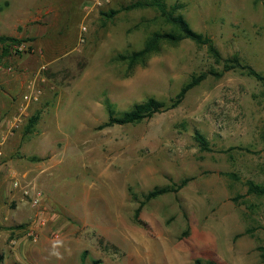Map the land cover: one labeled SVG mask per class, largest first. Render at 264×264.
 <instances>
[{
  "label": "rangeland",
  "instance_id": "obj_1",
  "mask_svg": "<svg viewBox=\"0 0 264 264\" xmlns=\"http://www.w3.org/2000/svg\"><path fill=\"white\" fill-rule=\"evenodd\" d=\"M137 2L151 0H0V36L21 41L8 53L0 44V81L19 73L24 85L1 118L12 124L30 82L42 90L0 142L8 166L0 172V264H81L84 253L85 264H264V195L249 187L264 186L262 82L240 68L209 75L176 109L106 126V101L116 115L150 98L170 104L192 77L224 70L190 39L162 41L130 67L121 56L175 32L156 7L125 9ZM165 2L223 60L238 57L264 75L262 3ZM12 172L42 192L39 206L13 188ZM183 180L180 191L146 201Z\"/></svg>",
  "mask_w": 264,
  "mask_h": 264
},
{
  "label": "trees",
  "instance_id": "obj_2",
  "mask_svg": "<svg viewBox=\"0 0 264 264\" xmlns=\"http://www.w3.org/2000/svg\"><path fill=\"white\" fill-rule=\"evenodd\" d=\"M257 3H262L264 7V0H255ZM146 7H156L161 16L166 20V22L173 26L175 32L169 33H155L153 34L147 41L145 47L137 52H134L130 55H124L120 58L122 60H127L129 62L130 67L136 65L140 60H143L145 57L149 56L162 41L167 42H181L186 39H190L196 42L199 45L208 46L210 53L216 59L218 63H224V70L221 73L216 72H209L203 73L200 76L192 77L191 81L187 83L177 94L175 98L170 101V104L166 102L158 101L154 98H150L142 103L136 104L130 111L125 112L121 115H116L113 105L106 101L105 105L108 110L109 120L106 126H114V125H134L143 122L146 119L152 118L154 115L165 112L167 110L176 109L178 108L183 101L185 100L187 94L194 89L195 87L199 86L209 75H215L218 77H222L226 72H229L234 69H242L248 73L249 76L254 77L256 80L262 82L264 84V75L258 73L253 68L248 65L242 64L238 57H234L231 60H223L221 57L220 52L217 50L215 45L213 44L212 39L206 37L205 35L196 32L190 26V24L183 18V16L175 14V7H170L165 0H151V2H137L128 7L126 10H132L136 8H146ZM15 37H8V36H0V44L3 45L4 53L9 52V47L12 44L20 43ZM39 119V113L34 115L32 118L29 119V123L27 126V131H31L35 125L37 124ZM197 140L199 141L201 147L205 151H210L209 143L206 138L199 133L197 134ZM189 180H183L181 184L174 185V188H158L154 191L150 192L146 196V201H150L156 199L166 193L169 192H178L182 188H184L188 184ZM250 191L257 195H264V186H259L254 184L253 182L249 183ZM140 212V210H139ZM138 212V213H139ZM86 253L82 256L81 264H85ZM196 264H203L198 261ZM206 264H216L214 262H208Z\"/></svg>",
  "mask_w": 264,
  "mask_h": 264
},
{
  "label": "built area",
  "instance_id": "obj_3",
  "mask_svg": "<svg viewBox=\"0 0 264 264\" xmlns=\"http://www.w3.org/2000/svg\"><path fill=\"white\" fill-rule=\"evenodd\" d=\"M97 4L100 5L98 2ZM83 34L87 32V27L82 28ZM84 38H81V41L84 42ZM27 93L24 95V103L20 106L19 113L16 117H14L13 122L9 128V131L7 133V136L12 135L14 133V130L18 129L21 124L23 123V120L25 118V115L28 114V109L32 104H35L39 102L40 97L42 95V90L37 86L36 81H32L29 83L27 88ZM5 136L4 138H6ZM10 177L12 178V185L14 189H22L23 194L25 196H29L32 198V203L34 206H39L42 203L43 194L41 191H38L37 189L31 188V186H22V179L23 177H18L16 173L12 172L10 174Z\"/></svg>",
  "mask_w": 264,
  "mask_h": 264
},
{
  "label": "crops",
  "instance_id": "obj_4",
  "mask_svg": "<svg viewBox=\"0 0 264 264\" xmlns=\"http://www.w3.org/2000/svg\"><path fill=\"white\" fill-rule=\"evenodd\" d=\"M6 59L8 57H5ZM27 62L28 60L27 59H23V60H20L18 62V65L20 67H23V66H27ZM28 67V66H27ZM23 82H22V76L18 73L14 78H5L3 81H0V87H4L5 88V96L6 98H4V105L3 106H0V120L1 121H4L1 117L4 113H13L14 110L17 108L18 106V103H15L14 102V94L17 92V91H21L23 89V86L22 85ZM5 122V121H4ZM1 122L0 125H5L6 122ZM10 124L7 123L5 127H2L0 128V142H1V139L4 138V136L8 133L9 131V128H10ZM12 163V162H11ZM8 167V166H7ZM7 167H4V165H0V172L1 170L3 169V172H4V169H7ZM2 179L3 177L0 176V188H1V184H2ZM2 189V188H1ZM3 191V190H2ZM6 191H4V194H5ZM15 192V191H13ZM18 192V191H16ZM7 193V192H6ZM20 191L17 193V194H13L16 198L18 197V200H19V194ZM22 196V195H21ZM4 220L3 217L1 216V211H0V225L4 226Z\"/></svg>",
  "mask_w": 264,
  "mask_h": 264
}]
</instances>
